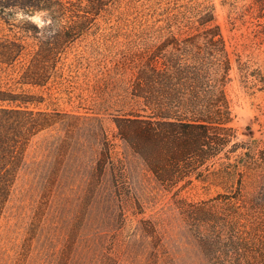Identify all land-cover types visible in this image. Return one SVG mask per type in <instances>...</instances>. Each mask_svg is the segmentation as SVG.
Listing matches in <instances>:
<instances>
[{"label": "trees", "instance_id": "trees-1", "mask_svg": "<svg viewBox=\"0 0 264 264\" xmlns=\"http://www.w3.org/2000/svg\"><path fill=\"white\" fill-rule=\"evenodd\" d=\"M93 2L83 9L72 0L9 5L0 0L2 20L10 31L20 29L12 37H0V221L32 141L64 125L66 137L49 146L53 163L37 167L31 186L54 212H37L28 244L36 239L43 248L52 247L57 254L53 264H84V252L104 244L107 231L125 229L124 201L134 198L127 169L115 160V145L98 113L50 109L56 104L50 85L66 79L67 49L89 31L104 4ZM257 2V18L262 19L264 0ZM15 8L28 16L46 10L51 25L67 26L53 35H30V29L12 23L13 11L6 10ZM257 25L263 27L262 22ZM143 33L126 55L124 74L130 76L127 98L114 118L116 138L172 194L182 214L208 224L209 242H201L210 264H264V140L240 141L232 126L226 88L233 81L234 64L214 4L204 1L157 19ZM236 64L243 88L251 95L264 93L263 70L240 55ZM197 185L215 187V198H223L230 210L189 203L185 193ZM69 201L71 211L65 214ZM62 230L70 238L59 250ZM142 231L156 246L162 244L152 223H142ZM35 259L19 264H45ZM107 261L101 264H111Z\"/></svg>", "mask_w": 264, "mask_h": 264}, {"label": "rangeland", "instance_id": "rangeland-1", "mask_svg": "<svg viewBox=\"0 0 264 264\" xmlns=\"http://www.w3.org/2000/svg\"><path fill=\"white\" fill-rule=\"evenodd\" d=\"M25 0H1L5 5L18 4ZM74 4L88 9L93 0H72ZM101 11L89 31L67 49L63 77L50 85L55 105L60 111L98 113L113 141L115 160L123 162L127 169V182L134 198L125 200L124 211L128 216L127 226L122 231H107L104 244H96L85 251L84 264H101L106 258L111 264H210L203 253L202 242H209L208 224L193 220L182 214L172 194L163 190L141 160L134 156L124 143L116 138L114 118L127 98V82L130 75L124 74L126 55L132 53V44L145 37L157 19L185 11L197 3L210 1L215 6L217 23L221 27L234 64L233 81L227 85V95L234 113L232 126L237 130L240 141L264 140V93L251 95L241 85L237 71L238 55L243 61L250 60L264 72V18L258 19L257 0H101ZM95 4H99L97 1ZM12 23L30 29V35H49L52 31L67 26L48 25L44 17L39 18V26L31 21ZM259 22L263 27L258 26ZM164 22L159 25H164ZM158 26V25H156ZM38 28V30H37ZM10 31L9 25L0 17V37L13 36L20 29ZM150 35V34H149ZM148 35V36H149ZM65 81V82H64ZM59 83V84H58ZM66 137V128L58 124L40 133L31 143L26 165L20 173L13 195L0 221V264H19L31 257L39 258L45 264H53L56 252L45 244L43 248L35 239L28 244L30 229L35 223L37 212L52 215L50 202L43 201L39 193L31 189L35 170L41 165H50L54 157L49 146ZM110 179V177H108ZM189 203L196 206H210L226 213L230 210L223 198H215V187L197 185L185 193ZM68 207L63 213L70 212ZM75 210L73 209V212ZM145 221V222H143ZM150 222L158 231L161 245H155L152 238L144 237L142 223ZM60 233L57 249L62 250L66 230ZM211 237V236H210ZM207 238V239H206ZM202 241V242H201ZM163 246V247H161ZM161 249V250H160ZM163 249V250H162ZM40 250V251H39ZM44 250L43 253L41 251ZM39 251V253H38ZM60 256V254H58Z\"/></svg>", "mask_w": 264, "mask_h": 264}, {"label": "clouds", "instance_id": "clouds-1", "mask_svg": "<svg viewBox=\"0 0 264 264\" xmlns=\"http://www.w3.org/2000/svg\"><path fill=\"white\" fill-rule=\"evenodd\" d=\"M8 11H14L13 9H7L6 12ZM41 16H48V12L45 11H37L34 15L28 16L25 15V13L23 11H15V16L13 17V19H15V21L20 22V21H31L32 23L36 24L39 26V18ZM47 24L51 25L52 24V19L50 16H48L47 19ZM54 31L52 33H49V35H53Z\"/></svg>", "mask_w": 264, "mask_h": 264}]
</instances>
